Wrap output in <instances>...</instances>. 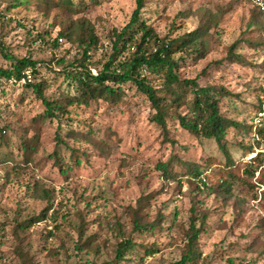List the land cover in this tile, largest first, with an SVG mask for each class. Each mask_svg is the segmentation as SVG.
I'll return each mask as SVG.
<instances>
[{
  "label": "rangeland",
  "instance_id": "rangeland-1",
  "mask_svg": "<svg viewBox=\"0 0 264 264\" xmlns=\"http://www.w3.org/2000/svg\"><path fill=\"white\" fill-rule=\"evenodd\" d=\"M23 1L24 5L13 7L15 0H0V13L5 15L0 19V66L10 63L1 46L18 57H32L39 63V75L48 81L45 94L51 98L74 91L64 66L82 55L77 44L65 39L54 45L64 19L84 18L94 26L99 42L90 54L92 70L97 73L113 54L114 30L130 21L136 7V0H74L80 12L67 15L61 7L46 8L44 0ZM81 2L85 5L79 6ZM199 7L206 12L201 13ZM256 7L253 0H148L142 14L162 37L187 33L207 19L213 23L209 54L196 63L191 57L182 61L181 77H198L202 84H223L240 94L223 99L227 115L243 125L229 130L228 147L237 160L249 161L259 154L253 180L264 171V114L258 110L261 104L264 108V30L249 27ZM187 11L192 14L186 15ZM260 21L264 23L263 18ZM240 39L262 41L258 49L243 44V51L256 67L228 64L229 47ZM129 55H120L112 66L118 68ZM217 60H223L225 68L216 67ZM28 81L0 82V125L9 128L8 136L13 141L10 146L0 143V157L12 151L20 160L18 145L24 136L33 135L31 119L43 108L33 88L27 86ZM129 94V104L116 111L105 103L89 109L70 108L74 125L86 120L101 128L99 136L107 137L116 149L111 156H103L90 141L70 140L72 147L88 151L89 156L81 158L82 164L76 165L69 176H61L51 156L56 147L55 121L43 127L34 162L28 168L19 175L7 176L0 165V264L101 263L112 260L116 245L128 236L159 248L154 255L145 256V264H172L182 258L186 232L197 212L208 215L207 229L199 240L203 258L199 264H264V185L245 182L246 174L239 181L230 177L232 194L225 199L215 190L216 181L222 177L216 164L204 169L202 177L208 186L184 175L183 165L176 166L175 179H165L158 164L170 153L201 165L212 157L225 162L226 155L215 140L199 141L176 131L173 123H169L172 132L165 134L150 121L145 96L135 86ZM250 124L258 127L257 132L244 128ZM67 129L68 122H62L60 131L64 134ZM242 144L252 145L254 151L242 156ZM58 152L68 160L71 150L60 144ZM42 189L50 191L49 204L55 212L50 210L47 220L29 229L21 228L23 220L47 207ZM147 195L150 198L144 200ZM141 199L145 220L158 223L153 231L133 230L134 211ZM89 235L95 237L87 244ZM254 241V249H248ZM229 257L233 262H228Z\"/></svg>",
  "mask_w": 264,
  "mask_h": 264
},
{
  "label": "trees",
  "instance_id": "trees-1",
  "mask_svg": "<svg viewBox=\"0 0 264 264\" xmlns=\"http://www.w3.org/2000/svg\"><path fill=\"white\" fill-rule=\"evenodd\" d=\"M15 1L13 7L24 5L25 2L23 0ZM43 2L46 8H63L67 15H75L80 12L74 0H44ZM147 2L148 0H136V7L130 21L121 29L114 30L113 54L97 73L92 70L93 63L90 54L93 49L97 48L99 42L94 26L84 18L67 17L64 19L58 37L53 39L54 45L59 46L61 44L59 40L65 39L69 43L77 44L82 50V55L64 66L65 72L72 78L74 91H68L60 97L51 98L45 94L48 81L39 75L38 61L30 56L18 57L5 51V47L1 46V51L5 52V57L10 63L5 67L0 66V82L3 79H15L17 81L23 78L28 79L26 71L31 69V76L34 77V80L28 81L27 86L33 88L37 100L43 106L42 110L31 119L30 130H33V135L31 137L24 136L18 145L20 160L15 159L12 151H8L5 157H0V165H2V169L5 170L7 176H10L11 173L19 175L22 170L28 168L34 162L43 127L54 124L55 121L58 122L55 135L56 147L51 156L61 176H69L76 165L82 164L81 158L89 156L88 151L72 147L69 144L70 140L90 141L102 152L103 156H111L116 149L107 137L102 138L99 136L98 133L101 128L96 127L92 121L86 120L82 121L81 124L74 125V119L70 116V108L77 106L89 109L94 105L105 103L110 107V110L116 111L120 106L129 104L131 98L129 97V91L135 86L136 90L145 96L144 100L150 110V121L159 125L165 131V134L172 132L169 123H173L176 131H184L199 141L205 139L215 140L226 155L225 162L212 157L206 160L205 165H201L197 161L183 159L177 153H170L166 160L158 164V169L163 172L165 179H175L177 177L176 166L183 165L184 175L208 186L207 181L202 177L204 169L216 164L220 167L219 172L222 177L216 181L217 187L215 190L222 194L225 199L232 194L233 185L228 182L230 177L239 181L242 180L243 174H246L245 182L249 181L252 186H255V184L264 185V171L253 180L258 169L254 165L259 154L249 161L237 160L233 158L228 147L230 144L227 139L229 130L232 128L237 130L243 125L227 115L223 108V99L238 98L240 94H234L223 84L211 82L202 84L198 77H181L180 67H182V61H186L191 57L193 62L196 63L209 54L213 23L209 21L210 19H207L204 20L206 22L201 23L192 31L175 37H162L142 15ZM82 5H85V3H79V6ZM202 9L203 7H199L197 10L205 13L206 10L203 11ZM191 14L190 11L186 13V15ZM262 18L264 20V13L259 7H256L249 27L258 26L257 30H264V23L260 21ZM0 19L4 20L5 15L0 13ZM41 38L45 39L46 37L41 35ZM244 43H248L255 49L263 44L262 41L252 43L250 39H240L229 47L226 60L229 65L238 64L242 67L254 68L256 63L251 61L248 54L243 51ZM125 52H129L131 55L121 61L118 68L113 67V62ZM177 54H179V57L176 56ZM215 66H224L225 68L224 61L217 60ZM143 67L147 68L148 73L146 75L141 72ZM258 110L264 114L262 104L258 107ZM62 122H68V129L64 134L60 131ZM244 128H247L248 132H257L258 129L254 124L244 126ZM8 129L6 125H0V143L10 146L13 141L8 136ZM261 130L259 131L261 132ZM167 140L170 139L167 137ZM171 142L176 143L175 139H171ZM60 144H65L71 150L68 160L58 152ZM240 146L244 148L242 156H248L254 151L252 145L242 144ZM41 192L43 194L42 198L48 202L47 207L40 214L23 220L19 225L21 228L29 229L36 223L47 220L50 210L55 212L52 204H49L52 199L50 191L42 189ZM149 198L147 195L144 200ZM141 208L142 199L139 208L134 211L133 230L139 232L155 230L158 223L146 221L141 213ZM193 211L195 212V208H193ZM207 217L208 215L204 212H197L192 215L190 226L186 232L187 242L182 258L172 264H199L201 259L203 260L202 252L199 249V240L207 229ZM93 237L95 235H89L86 243L89 244ZM255 243L256 241L252 242L248 249H254ZM158 251V247L138 243L134 241L132 236H128L123 237L118 242L112 260L91 264H145V256L154 255ZM19 254L24 256L22 251H19ZM227 260L233 262L230 257Z\"/></svg>",
  "mask_w": 264,
  "mask_h": 264
},
{
  "label": "built area",
  "instance_id": "built-area-1",
  "mask_svg": "<svg viewBox=\"0 0 264 264\" xmlns=\"http://www.w3.org/2000/svg\"><path fill=\"white\" fill-rule=\"evenodd\" d=\"M253 1L258 5V7L260 8V10L264 13V0H253ZM146 70H147L146 67H143V69L141 70V72H142L143 75H144L143 72H145ZM26 73L28 75V79L23 78L22 80H29V81H31L32 80L31 79V69H28L26 71Z\"/></svg>",
  "mask_w": 264,
  "mask_h": 264
}]
</instances>
